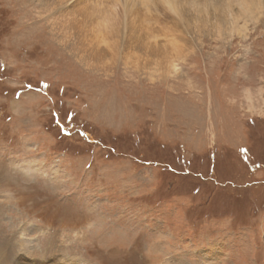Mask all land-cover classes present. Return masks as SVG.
I'll return each instance as SVG.
<instances>
[{
    "label": "rangeland",
    "instance_id": "rangeland-1",
    "mask_svg": "<svg viewBox=\"0 0 264 264\" xmlns=\"http://www.w3.org/2000/svg\"><path fill=\"white\" fill-rule=\"evenodd\" d=\"M189 1L84 65L53 0H0V264H264V0Z\"/></svg>",
    "mask_w": 264,
    "mask_h": 264
},
{
    "label": "bare ground",
    "instance_id": "bare-ground-1",
    "mask_svg": "<svg viewBox=\"0 0 264 264\" xmlns=\"http://www.w3.org/2000/svg\"><path fill=\"white\" fill-rule=\"evenodd\" d=\"M76 1L79 3L80 2L83 3V4L76 5V6H78V8H80V9L86 10V13L84 14L85 16H82L84 18L89 16V14L91 12L95 16L96 19L102 20L101 21L102 23H105V24L110 23V22L121 23L120 25L116 26L118 28H120L122 26H128L130 29V27H131L130 30L127 27H124V29L118 30V31L115 29H111L113 39L110 40L111 42H109V43L106 40L107 44L106 45L104 44L105 46H103L104 40H102V41L99 40V41L93 42L92 37L89 38L90 33L89 34L88 33L82 34L81 32H78V30H76V28H78V26L81 24V22L77 21V17L75 16V10L72 11L71 7L65 5L64 0H53V2L47 3L46 13H47L48 17L51 19L49 21V23H51V24H49V25H50L52 31H54V35H56V37L62 38V42L64 44L67 43L68 38H72L73 48H71V50H73L74 56L77 57L78 59H80L84 65L93 64L89 60L93 56L104 57L105 62H107L108 58L106 57V54H105L106 52H108L109 56L112 53V58H113L114 57L113 53L116 50V48L113 46L116 44L118 45L120 41L122 43H126L122 39H126L127 35H132L133 33H135V31L133 29L147 30V32H146L147 36L142 37V41L139 42V44H138V48L143 50L142 52L150 51L151 49L156 47V44L153 43L154 44L153 45L152 43L147 42L148 40H151L155 35L154 30H152V28L150 26L151 25L150 21L155 14V13L152 14L150 12L149 5H150L151 0H76ZM147 1H148V3H146ZM167 1L169 2V4L172 3V7H174V6H177V4H179L181 0H167ZM206 1H208V0H206ZM197 3L201 4L200 0L189 1L190 7L194 11L196 8L199 7V6L196 7ZM157 5H159V4H157ZM91 9H92V11H91ZM198 10L200 12H203L205 10V7L200 6V8ZM175 11H176V15L178 17H180V18L183 17L181 7L178 6V10H174V12ZM153 22H155V21H153ZM99 24H101V23L99 22ZM89 25H91V24H89ZM145 28H147V29H145ZM80 30H82V29H80ZM95 31L96 32L99 31L101 34L97 33L94 35L102 36V32H103L102 29H99V30L96 29ZM128 32H131V33L128 34ZM87 36H88V38H87ZM105 38L107 39V37H105ZM145 38H147V39H145ZM101 39H102V37H101ZM127 39L131 40L132 38L130 37ZM108 41H109V39H108ZM65 48H66V46H65ZM171 48L174 49L176 47L172 46ZM104 49H106V50L102 51ZM110 49H112L113 51L109 52ZM139 49L137 51H140ZM104 54H105V56H103ZM81 56H84V57L82 58ZM112 58L110 57L111 60H112ZM126 60H128V59H126ZM167 61H168V59H166L165 62L156 61L155 64L159 65L160 67L162 65H164V66H166V68H168V70H171L170 69V62L166 63ZM171 64H172L173 69L170 72H172V73L176 72L177 66L173 63H171ZM137 67H139V65H137ZM97 70H99V69H97ZM108 70L109 69H106L104 71H108ZM170 72H168V73H170Z\"/></svg>",
    "mask_w": 264,
    "mask_h": 264
}]
</instances>
